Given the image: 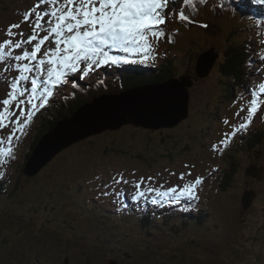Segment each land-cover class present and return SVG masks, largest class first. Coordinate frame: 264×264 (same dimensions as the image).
I'll list each match as a JSON object with an SVG mask.
<instances>
[{
  "label": "rangeland",
  "instance_id": "rangeland-1",
  "mask_svg": "<svg viewBox=\"0 0 264 264\" xmlns=\"http://www.w3.org/2000/svg\"><path fill=\"white\" fill-rule=\"evenodd\" d=\"M37 3L0 0V43L20 39L19 35H7L13 24H20L13 32H23L25 39L32 33L34 17L25 21L24 14ZM176 3L179 8H174L169 22L161 26L165 37L158 42L151 38L154 51L148 62H140L139 55H130L134 62L121 63L125 68L120 70L112 65L110 78L95 76L88 84L79 83L97 93L95 99L133 91L144 85L142 81L162 73V68L170 78L185 76V82L180 81L176 87L179 91L187 88V115L175 126L159 130L133 125L120 130L105 128L59 152L35 177L24 172L35 133L31 130L33 121L23 133L17 132L19 139L14 137L11 144L7 141L11 126L0 129V148L12 149V156L0 157V172L4 173L0 182H12L10 188L14 187L0 198V264H110L114 258L118 264H264V110L247 124L251 99L264 95L260 91L264 84V5L253 0ZM195 7L200 8L199 12L192 15ZM179 11H184L189 20H180ZM196 18L213 22L210 30ZM45 34L38 32V39ZM49 46L47 41L42 45L38 58ZM234 50H239L243 58L245 81L241 87L234 85L237 80H230L224 70ZM21 52L15 50L14 54ZM112 54L125 55L117 50ZM212 60L211 74L188 86L187 76L195 77L197 69L209 74ZM6 66L7 62H0V73ZM108 68L103 66L98 71L105 69L106 75ZM18 74L14 69L4 73L7 80L0 79V100L7 98L10 81ZM134 77L138 84L133 83ZM153 91L160 95V101V90ZM74 92L71 89L67 97H74ZM139 94L136 101L145 106L118 100L117 112L132 114L127 118L136 123L140 119L131 110L126 113V107L143 115L142 123L158 118L162 110L157 108V98ZM147 97L153 102L150 108L144 101ZM109 105L113 104L93 107L91 116L95 120L101 114L107 119L113 117ZM166 107L162 108L166 111ZM23 108L25 112L34 111L30 105ZM12 110L19 113L15 104ZM35 115L44 121L39 113ZM116 120L119 125V118ZM112 122L106 124L115 126ZM241 124L247 127L241 129ZM69 127L72 125L65 124L60 129L67 132ZM67 134L71 137L74 133ZM59 136L51 137L55 142L66 139ZM224 139L227 145L221 143ZM249 139L252 143L245 144L243 140ZM121 174L127 183L116 184L113 178L120 179ZM197 178H202L196 188L198 198L182 196L178 202H166L167 197L148 191L175 187L179 192ZM138 191L145 195L135 200ZM246 191L257 194L248 195ZM104 192L108 195H102ZM120 193H124L123 201L118 197ZM153 198L159 202L153 203ZM128 204L130 209L150 207L148 210L156 212L160 220L154 218V222L144 225L135 215L127 217ZM200 209L205 212L202 214ZM162 216L168 219L162 220ZM8 244L10 247H5Z\"/></svg>",
  "mask_w": 264,
  "mask_h": 264
},
{
  "label": "snow or ice",
  "instance_id": "snow-or-ice-1",
  "mask_svg": "<svg viewBox=\"0 0 264 264\" xmlns=\"http://www.w3.org/2000/svg\"><path fill=\"white\" fill-rule=\"evenodd\" d=\"M253 2L264 5V0ZM41 6H44L43 10L37 11ZM174 8H179L176 0H38L37 5L24 14L25 21L34 17L32 33L25 39L23 32H13V29L20 28V24H13L7 29V35H19L20 39H6L0 43V62H7L4 73L13 69L19 73L10 81L7 98L0 100L3 106L0 108V129L11 126L8 143L11 144L14 137L19 139L17 132L23 133L35 112L50 103L55 95L54 90L67 85L73 76L82 73L79 78H87L103 66L134 62L129 59L130 55H139L142 57L140 62H148L149 54L154 51L151 38L158 42L165 37V30L161 26L169 22ZM178 17L182 21L189 20L184 11H179ZM38 32L46 34L38 39ZM37 40L29 50V46ZM46 41L50 46L38 58ZM15 50L22 52L14 54ZM113 50L125 55H114ZM24 61L28 62L22 63ZM4 73H0V79L7 80ZM72 86L75 88L77 84L74 82ZM260 91L264 92V84L260 85ZM34 100L39 103H34ZM250 102L247 124L264 110L261 100L251 99ZM13 104L19 109L18 114L12 110ZM25 105H30L34 111L25 112ZM247 124H241L240 128L247 127ZM0 143H3L2 138ZM221 143L227 145L228 140L224 139ZM5 154L12 156L11 147L0 148V157ZM2 176L4 173L0 172ZM113 179L116 184L122 181L127 183L122 174L120 179ZM201 183L202 178H197L192 184L184 185L179 192L175 187L167 191H148H156L161 198L167 197L166 202H178L182 196L198 198L196 188ZM136 187L139 188L140 183ZM102 195H108V192ZM144 195L145 192L138 191L133 199ZM158 202L153 198V203Z\"/></svg>",
  "mask_w": 264,
  "mask_h": 264
},
{
  "label": "water",
  "instance_id": "water-1",
  "mask_svg": "<svg viewBox=\"0 0 264 264\" xmlns=\"http://www.w3.org/2000/svg\"><path fill=\"white\" fill-rule=\"evenodd\" d=\"M212 64H213V60L211 61L208 70L211 68ZM201 74H204V73L201 71ZM187 77L189 78V81L186 83H189L188 86H191L192 85L191 81H194V80L192 79L190 75ZM200 77H205V76H200ZM184 79H185V76L176 78V83L178 84L179 81L185 82ZM167 87H169V89H174L175 86L170 85V84H162V83L148 84L146 86L137 87L136 89L130 92H123L121 94L103 95V96L95 98L92 102L88 103L87 105L81 106V108L77 110V112H75L73 116L67 119L61 120L54 129H52L51 131H49L48 133L44 135V137L40 140L39 144L34 148L32 155L26 162L25 167H24V172H26V174L29 176L37 175L59 152L63 151L70 145L80 141L81 139H83L84 137L88 135L101 133V131H103L105 128L119 130L124 125H127V124H133L138 127L144 126L146 128H151V129H161L163 127L175 126L186 115L182 113L181 111H174L173 108L171 107V103L181 101L185 104L184 106H186V103L189 98V94L187 93V88L184 91H177V92L171 93L168 99V104H169L168 110L161 111L158 118H155L146 123H142L143 115L139 114L137 110L130 108V107H126L125 112L128 110H131L135 115L138 116V118L141 121L140 123H136L132 118H127V117H130L132 114L125 115V113L122 111L120 112L116 111L113 114V117L115 119L113 117H112L113 119L111 118L112 121L116 123L115 126H112L110 123L106 124L107 118L104 114L98 115L99 118L97 120H95L92 117L93 115L91 116L93 112L92 111L93 107L95 106L102 107L103 104L108 103V102L109 103L111 102V104H115V103H118V100L128 105H132L133 103L137 107L145 106L143 102L140 104L136 103V100L140 96L139 93L142 90H148L150 92L151 91L154 92V94L151 93V95L149 94H145V95L156 97L158 102L160 103L159 98H158L160 95H158L153 90L154 89L163 90L161 88H167ZM147 99L150 100L151 98L147 97ZM96 110H97V113H99L98 109ZM119 113H121L120 116H119ZM122 115L123 116L125 115L126 118L123 119ZM116 117L119 118V122H118L119 125L117 124ZM65 124L72 125V128H67V132L74 133L73 136L69 137L66 132L61 131L60 127ZM59 134H62L63 135L62 137L66 139L63 140L62 142H55L51 136L53 135L54 137L58 138V137H61L59 136ZM256 176L259 177V173L256 174ZM245 194L255 195L254 192L252 191L250 192L246 191ZM110 264H118V261L114 259L112 260Z\"/></svg>",
  "mask_w": 264,
  "mask_h": 264
},
{
  "label": "trees",
  "instance_id": "trees-1",
  "mask_svg": "<svg viewBox=\"0 0 264 264\" xmlns=\"http://www.w3.org/2000/svg\"><path fill=\"white\" fill-rule=\"evenodd\" d=\"M198 7H195V9H197ZM198 13V12H197ZM210 18H213L212 16H210ZM196 20L201 24V26L204 28L203 25H207V30H210V26L212 25L213 22H211L210 20H198L196 18ZM220 28V27H219ZM221 29V28H220ZM222 30V29H221ZM223 31V30H222ZM230 46V43L227 45L226 48H228ZM225 49L223 50V54H224ZM239 50H234L231 51L229 53V58L228 61L226 62V64L224 65V70L228 73V77L229 79H235L237 80V82L234 83V85H238L241 87V85L243 84V82L245 81V74H243V58L242 55L238 52ZM222 54V55H223ZM224 56V55H223ZM164 68H162V73H159V76L157 77L158 79H166V78H170L171 75L167 74V71H163ZM175 74H177L175 72ZM233 76V77H232ZM106 75L102 74V78L101 79H106ZM225 80H227V78H225ZM133 83L138 84L137 83V78L134 77L133 78ZM153 81V80H152ZM144 81H142V83H144ZM150 82V81H149ZM156 82V81H155ZM73 81L70 80V83L63 87V95H58L53 101H51L48 105H46L43 108H40L39 110V114H40V118H43L44 121H39L36 117V126H35V132L36 134H34V141L33 144L29 150V152L26 154V160H28V158L30 157V154L33 150V148L36 146V144L38 143V141L42 138V136L49 131L51 128L53 129L56 124L67 117H70L73 113V111H77L78 108L80 106H82L84 103L86 102H90L96 95L97 93L93 92V91H89L87 88L84 87H80V86H76L75 88L72 86L73 85ZM77 84V82H75ZM74 89V97H67L68 92ZM87 95V97H84L83 92ZM229 91V90H228ZM230 97V95H229ZM75 100L77 101V105L75 104ZM51 125V127H50ZM51 129V130H52ZM250 142L243 140L245 142V144L250 145L251 139H249ZM11 184L8 182L5 183H1L0 182V198L2 197V195L5 193V191H9L10 189L13 190L14 187H11ZM15 191V190H14ZM138 206V205H137ZM142 208H150V207H146V206H142ZM148 209H139V218H142V221L145 224H150L151 222H154V218H157L160 220L158 214H156L154 211H150ZM140 210H143V212H141ZM129 211V215L134 214V210L133 211ZM201 213L203 214L205 211L204 209H200ZM168 217L167 216H162V220H167ZM5 247H10V244L6 245Z\"/></svg>",
  "mask_w": 264,
  "mask_h": 264
},
{
  "label": "bare ground",
  "instance_id": "bare-ground-1",
  "mask_svg": "<svg viewBox=\"0 0 264 264\" xmlns=\"http://www.w3.org/2000/svg\"><path fill=\"white\" fill-rule=\"evenodd\" d=\"M199 9L200 8H197V9H195L194 10V8L192 9V15H194L195 13H197V12H199ZM222 14V13H221ZM200 19H202V18H199L198 20H200ZM226 53H227V48H225V51H224V54H223V52H222V54L225 56L226 55ZM218 55H219V53H218ZM218 61V60H217ZM210 66V65H209ZM213 69L214 68H212V69H210V73L209 74H207V73H204V74H201L199 71V69H197L196 71H197V74H196V76L195 77H197V76H209L210 74H211V72L213 71ZM149 72H152V69L149 71ZM161 73V72H160ZM150 74V73H149ZM151 75V74H150ZM106 76L108 77V78H110L111 77V75H109L108 73L106 74ZM159 76V73L157 72V74H156V76L153 78V76H152V78H150V79H148V80H146L145 82H144V84H152V83H154L155 81H158L159 83H162V84H170V85H173V86H175L174 87V89H163V90H160V93H161V96H162V98H161V102L159 103V104H157V108H159V109H161L162 111H165L162 107H165V105L166 106H168L169 107V104H168V99H169V96H170V93H174V92H177V91H179V89H177V83H176V79H172V78H166L167 79V81L168 82H166L165 80L166 79H158L157 77ZM113 80V79H112ZM153 80V81H152ZM150 81V82H149ZM180 82V81H179ZM178 82V83H179ZM192 82V87L194 86V83H196V81H191ZM168 86V85H167ZM155 90V89H154ZM159 90V89H158ZM140 93H142V94H150V93H153L152 91L150 92V91H148V90H142V91H140ZM259 100H261L262 102H264V95L263 96H261L260 97V99ZM145 102H146V104H147V106L150 108L152 105H153V102H152V99H151V101L150 100H144ZM111 103V102H110ZM136 103L137 104H139L140 102L139 101H136ZM88 104V103H87ZM126 104V103H125ZM133 104V103H132ZM128 105V104H127ZM135 105V104H134ZM185 104L184 103H182V104H180V101H177V104H175V103H171V107L173 108V110L174 111H181L182 113H184L185 115H187V112H185V106H184ZM119 106H118V103H115V104H113V105H109V109H111V110H114V112H113V114L117 111V108H118ZM80 109V107L78 108V110ZM166 109L168 110V108L166 107ZM126 110V109H125ZM166 110V111H167ZM77 112V111H76ZM74 113H75V111H73V115H74ZM126 113H129L128 111H126ZM145 114L147 115L148 114V112L146 111L145 112ZM72 115V116H73ZM112 117H108V119H107V121H109V122H111L112 121V119H111ZM63 126V125H62ZM69 128H72V127H69ZM67 133V132H66ZM69 135H70V133H69ZM63 136V135H62ZM86 138H88V136H86V137H84V139H86ZM83 139V140H84ZM253 140L251 139V142H252ZM119 198H122L121 199V201H123V199H125L124 197H123V193H120V196H118ZM135 200H137V199H135ZM120 201V200H119ZM132 215V214H131ZM128 217V216H127Z\"/></svg>",
  "mask_w": 264,
  "mask_h": 264
}]
</instances>
